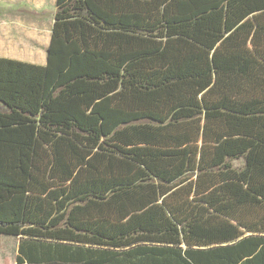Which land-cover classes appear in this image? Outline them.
I'll return each mask as SVG.
<instances>
[{
	"label": "trees",
	"instance_id": "1",
	"mask_svg": "<svg viewBox=\"0 0 264 264\" xmlns=\"http://www.w3.org/2000/svg\"><path fill=\"white\" fill-rule=\"evenodd\" d=\"M0 236L16 264H264V0H57L47 63L0 59Z\"/></svg>",
	"mask_w": 264,
	"mask_h": 264
},
{
	"label": "crops",
	"instance_id": "2",
	"mask_svg": "<svg viewBox=\"0 0 264 264\" xmlns=\"http://www.w3.org/2000/svg\"><path fill=\"white\" fill-rule=\"evenodd\" d=\"M5 2L7 6L15 5L16 0H0ZM30 2L29 0H25ZM35 4H43L39 10L32 7L25 10H19L11 7H4L0 4V59L15 60L29 64L47 63V51L51 41V30L48 37L44 36V31L40 26L34 25L30 27L27 19L29 12L43 10L44 0H33ZM56 1L54 0L55 11ZM3 5V7L1 6ZM25 17V18H24ZM53 26V24H52ZM18 255V254H17Z\"/></svg>",
	"mask_w": 264,
	"mask_h": 264
},
{
	"label": "rangeland",
	"instance_id": "3",
	"mask_svg": "<svg viewBox=\"0 0 264 264\" xmlns=\"http://www.w3.org/2000/svg\"><path fill=\"white\" fill-rule=\"evenodd\" d=\"M30 2H26L25 0H16L15 5L13 7L11 5L7 6L5 2H1L4 7H11L21 10H26L32 7L34 10H39L40 6L43 4H35L33 0H29ZM44 8L43 10L35 12H29L27 15L29 26L32 28L34 25L40 26L44 31V36L48 37L49 31L51 30L52 24L54 23V15H55V5L54 0H44ZM3 5H1L3 7ZM39 7L38 9L36 8ZM25 18V17H24ZM44 63L43 65H45ZM41 65V64H36ZM18 245L19 239L0 236V264H16V257L18 254Z\"/></svg>",
	"mask_w": 264,
	"mask_h": 264
}]
</instances>
